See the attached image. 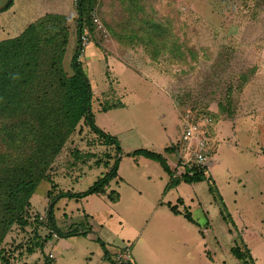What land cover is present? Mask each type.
Listing matches in <instances>:
<instances>
[{
	"label": "rangeland",
	"instance_id": "374dc122",
	"mask_svg": "<svg viewBox=\"0 0 264 264\" xmlns=\"http://www.w3.org/2000/svg\"><path fill=\"white\" fill-rule=\"evenodd\" d=\"M7 1L0 0V6ZM66 3L61 14L69 25V40L63 64L72 74L79 13L76 0ZM92 9L84 24L89 42L83 43L79 60L92 84L95 124L119 140L123 153L159 151L179 145L186 113L194 112L197 119L207 115L212 140L204 167L212 179L181 180L168 188V179L161 181L157 172L150 180L144 175L148 158L123 154L118 175L105 193L89 196L88 203L67 196L52 201L53 195H47L51 182L43 180L31 198L29 221L39 216L46 222L53 207L60 229H69L72 221L100 230L101 240L109 243L106 248L121 252L128 247L130 261L137 264L186 256L185 236L192 246L187 255L208 264H264V0H93ZM152 23L166 27V35L153 33ZM5 37L0 31V38ZM97 138L86 126L69 138L51 169L55 193L84 191L104 175L107 168L97 163L106 146ZM76 150L83 156L75 158ZM89 152L96 155L86 156ZM110 192L115 199L107 196ZM129 205L130 210L139 207L134 215L123 210ZM166 205H176L178 212ZM90 208L95 215L84 217ZM189 209L194 222L186 227ZM123 216L129 225H120ZM127 225L139 229L137 239L147 227L142 247L140 241L133 246ZM177 228H184V234ZM34 229V223L10 226L0 254L8 262L1 258L0 264H62L65 257L69 264H81L75 258L84 252L82 246L70 255L63 251L51 257L52 243L41 249ZM38 231L42 237L48 233L44 225ZM33 244L30 253L24 246ZM238 245L248 248L250 257L233 255L231 249Z\"/></svg>",
	"mask_w": 264,
	"mask_h": 264
},
{
	"label": "trees",
	"instance_id": "16d2710c",
	"mask_svg": "<svg viewBox=\"0 0 264 264\" xmlns=\"http://www.w3.org/2000/svg\"><path fill=\"white\" fill-rule=\"evenodd\" d=\"M12 3L13 0H8L0 10L8 9ZM76 3L80 33L93 10V0H77ZM136 6L140 9L141 5ZM150 27L153 33L157 32L161 37L166 35V27L155 23ZM68 40L66 17L60 13H46L31 22L19 35L0 41V254L3 252V237L15 222L22 227L35 224L34 234L39 240L36 245L41 249L54 238L53 232L58 236H69L82 228L73 224L67 231L60 229L53 207L48 211L46 222L40 221L37 214L33 222L29 221L31 198L45 179L51 182L47 195H53L54 201L64 196L79 199L105 193V186L118 174L123 154L142 155L158 161L170 176L173 174L162 153L146 149L123 153L119 140L95 124L92 84L79 60L83 44L79 38L72 58L73 73L69 74L63 64ZM83 126L88 127L106 146L103 159H99L97 164L103 163L107 171L84 191L55 193L57 184L51 175L53 163L69 138ZM177 150L176 145L165 148L166 152L176 153ZM85 155L96 154L89 152ZM82 156L78 150L75 151V158ZM206 169L201 166L187 168L180 177L172 176L167 186H175L181 180L188 183L206 180ZM211 179L208 178L209 182ZM107 196L115 199L111 192ZM176 207L170 206L178 212ZM184 215L193 221L190 211ZM42 225L48 232L43 237L38 231ZM33 246L24 247L32 253ZM20 247H23L22 244ZM243 247L238 245L231 249L239 260L248 258L250 253L248 248ZM105 255L108 256V253L105 252ZM1 258L2 263L5 260L8 262L4 254ZM128 263L132 264L131 261Z\"/></svg>",
	"mask_w": 264,
	"mask_h": 264
},
{
	"label": "crops",
	"instance_id": "0c3cea01",
	"mask_svg": "<svg viewBox=\"0 0 264 264\" xmlns=\"http://www.w3.org/2000/svg\"><path fill=\"white\" fill-rule=\"evenodd\" d=\"M35 1H36V3H34ZM63 2H65V3L67 2L66 3L67 5L69 4V0L68 1L67 0H13L12 5L8 9L0 10V31L2 34H5V36H6L3 39L12 38V37H15L16 35L20 34L31 22L35 21L36 19H38L39 17L43 16L46 13H60V14L63 13L65 11L64 6H63ZM4 4H2L0 6V9H1V7L4 6ZM36 4H38V5H36ZM75 31H76V35L78 36L79 33H78L77 27H76ZM0 40H2V39L0 38ZM168 146L169 145L165 146L163 148V150H159L157 152L162 153L164 155V157L167 159V162H168V164H169V166L173 172L172 176L176 178V177H179L181 174H184L186 169L182 168V165H180V163L178 161L179 155H178L177 151H176V153H174L172 151L171 152L165 151V148ZM133 151H129V152H133ZM126 153H128V152H126ZM138 156H142V155H138ZM144 161H147V162H144V164H145L144 165L145 166L144 167V169H145L144 175L147 177L148 180L151 179V177H152L151 174H154L155 172H157L158 176L161 178V181H163L167 178L168 183L170 182L172 176H170V174H168L164 170V168L161 166V164L158 161H155L152 159H149V160L146 159ZM118 170H119V167H118ZM73 192H76V191H73ZM92 195H94V194H92ZM97 195H100V194H97ZM89 196H91V195H89ZM89 196L82 197L81 200H84L85 202L88 203L89 202V200H88ZM180 198L181 197H179V199ZM102 199H104V198H102ZM105 199H107V197ZM107 201H109V199ZM182 201H183V199H182ZM117 202H115L113 204L115 205ZM161 204L163 205V203H161ZM130 207H131V205H129V207H127V210L125 208H123V210L128 214L130 213L131 215H134L139 209V207H137V209H136L133 206L130 210ZM166 207H168V209L170 210L168 205H166ZM108 208L109 207L107 205L106 209H108ZM185 208L187 209V208H189V206H185ZM47 209H49V208L47 207ZM90 210H92V211L90 212ZM90 210H88L89 212L84 213V217H85V215L86 216L87 215L88 216L95 215L94 208H90ZM189 211L191 212L190 209H189ZM191 215H192V212H191ZM169 216H172V214H169ZM119 217H121V215ZM192 218H193V216H192ZM118 221L120 222V225L124 222H126L128 225H129V223H131L124 216L122 219H120ZM190 222H194V218H193V221H189V222L187 221L186 222V225H189L186 227H190ZM57 224H58V222H57ZM70 224L73 225L72 221L69 222V227L71 226ZM77 225L80 226V224H77ZM58 226H59V224H58ZM81 227L82 228L80 229V231L77 232V234H73V235H69V236H65V235L59 236L58 238H53V239L49 240L48 243H52L51 253L54 254L53 257L55 256L56 258H58L60 253L63 251H65L66 253H68L70 255V252L73 250V248L80 245L85 250L80 256L76 255L75 259H78L79 262L82 260L81 264H84V263L85 264H124V263L128 264V261H126V260L117 259V255H118L117 253H119V252L115 251L116 249L110 250V248L105 247V245L109 244V243H106L105 239L101 240L104 232L97 230V229L92 230L93 227H90L89 229L85 228V226H84V228H83V226H81ZM128 227L130 229V232L128 234V238L133 243V246L137 247V245H139L138 243L141 242V239H143L145 241L146 238H148L147 235H143L146 232L145 231L147 229L146 226L142 230V233L138 236V239H137V234H138L139 229L134 228V230H133V228H131L132 226H128ZM165 227L175 231L173 228H170L169 226H167V223H166ZM126 229H128V228H126ZM177 229H179L181 234H184V228H177ZM204 229H205V232L208 233V232H210L211 228L209 227V224H208L205 226ZM67 230H69V229L67 228L63 231H67ZM96 234H97V240L95 239ZM83 235H84V237H83ZM115 236H116V234H115ZM79 237H80V239H79ZM81 237H83L82 238L83 240H81ZM126 237H127V232L123 233V237L121 238V241H123V242L126 241ZM95 241H97V242H95ZM90 242L93 244L95 243L96 246H92V244H89ZM98 242H100V244H99L100 248H98ZM143 244L144 243L141 242L140 247H142ZM182 244H183V246L186 247L185 251H187L188 254H191L192 249H190V248L192 246L189 247V244H187V237L186 236H185V241H182ZM123 248L124 247H122L121 250H123ZM110 251H113L114 254H113V252L111 253ZM137 251H141V248H139ZM105 252L108 253V256L105 255ZM194 252L197 254L195 249L193 250V253ZM187 253H186V256H182L180 258H177L175 261H172L170 259L166 260V258L162 259L161 256H160V258L156 257V259L153 260L151 262V264H208L205 259H201L198 256L187 255ZM62 257H65V255L64 256L62 255ZM131 262H132V264H137L136 260H134V259ZM62 264H69L68 258L65 257Z\"/></svg>",
	"mask_w": 264,
	"mask_h": 264
},
{
	"label": "built area",
	"instance_id": "2783aa9c",
	"mask_svg": "<svg viewBox=\"0 0 264 264\" xmlns=\"http://www.w3.org/2000/svg\"><path fill=\"white\" fill-rule=\"evenodd\" d=\"M79 36L82 44L89 42V36L85 29L83 32L79 33ZM84 49L85 46L83 44V50ZM185 117L186 120L184 121L181 141L179 142V145L174 144L178 148V161L184 169H186V167H204L210 162L209 143L212 138L208 124L211 122V118L207 115L200 114V117L197 119V116L194 117V112L193 114L190 112L186 113ZM195 121H197L202 126V128H200V126L195 123ZM53 237L58 238L59 236L57 233L53 232ZM129 252L130 249L128 247L123 248L121 252L117 253V259L130 261ZM50 256L53 257V254H50Z\"/></svg>",
	"mask_w": 264,
	"mask_h": 264
}]
</instances>
